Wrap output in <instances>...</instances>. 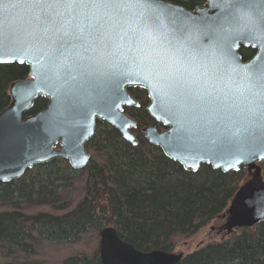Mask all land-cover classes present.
Returning a JSON list of instances; mask_svg holds the SVG:
<instances>
[{"label":"water","instance_id":"water-1","mask_svg":"<svg viewBox=\"0 0 264 264\" xmlns=\"http://www.w3.org/2000/svg\"><path fill=\"white\" fill-rule=\"evenodd\" d=\"M156 2L161 6L157 14L167 17L165 31L180 30L210 50L203 66L197 61L190 65L194 73L190 78L200 81L193 88L202 96L195 104L173 87L176 69L188 65L177 64L175 57L156 45L137 52L134 62L127 51V38L120 40L148 14L144 9L93 10L96 18L108 21L112 43L107 49L97 46L95 51L72 49L60 57L53 52L55 28L62 23L72 27L84 17L74 19L65 8L47 10L59 21L52 26L41 23L45 11L32 0H0V33H14L23 41L9 42L0 49V64L29 67L28 77L10 83L11 103L0 112V183L21 179L34 166L58 158L68 160L77 170L87 167L91 154L86 144L95 135L98 120L110 123L137 145L133 129L138 122L125 108L139 105L130 89L143 88L150 99L149 113L163 127L150 124L142 131L165 155L193 171L203 164L224 172L242 166L247 169L250 177L231 200L218 233L226 237L241 228H255L264 221V120L254 115L257 107L252 101L258 98L251 95L245 73L264 65V26L249 24V17L257 16L260 9L231 7L228 0H205L194 9L168 0ZM239 2L259 4L261 0ZM116 44L123 45L119 49L123 55L105 54ZM242 48L255 53L245 60ZM82 57H92L103 71L82 74L76 62L92 63ZM125 57H129L126 62ZM116 60L119 64L113 68ZM161 69L173 75L161 79L157 75ZM39 97L48 100L47 106L24 117ZM100 255L103 264H177L184 252H144L124 241L116 227L106 226L101 230Z\"/></svg>","mask_w":264,"mask_h":264},{"label":"trees","instance_id":"trees-1","mask_svg":"<svg viewBox=\"0 0 264 264\" xmlns=\"http://www.w3.org/2000/svg\"><path fill=\"white\" fill-rule=\"evenodd\" d=\"M169 1L187 8L202 3ZM241 53L248 59L254 51L242 48ZM28 74L25 64H0V112L9 103L10 83ZM130 93L139 102L125 108L138 122L133 129L137 145L98 121L87 144V167L77 170L68 160L57 159L19 180L0 183V264H103L100 241L106 226L116 227L138 250L176 252L181 239L222 223L250 177L247 169L224 172L210 164L198 171L184 168L142 131L150 124L163 127L147 109V91L131 88ZM46 105L40 98L31 112ZM223 237L201 243L177 264H264V221Z\"/></svg>","mask_w":264,"mask_h":264},{"label":"snow or ice","instance_id":"snow-or-ice-1","mask_svg":"<svg viewBox=\"0 0 264 264\" xmlns=\"http://www.w3.org/2000/svg\"><path fill=\"white\" fill-rule=\"evenodd\" d=\"M32 3L35 7L45 11L43 19L38 17V19H41V23L44 24L56 26L59 23L57 16L47 10H58L60 8H65L70 14H74V19L84 17L87 20V23H85L84 19H81L79 23L72 27H68L67 23H62L60 27L55 28V39L52 41L55 45L53 52L54 54L59 53L60 57H65L66 53H69L72 49H83L84 52L95 51L97 46L102 45L107 49L109 44L112 43L109 38L108 21L104 20L103 17L96 18L93 10L114 9L125 12L130 8L144 9L148 14L140 17V23L137 27L130 29L129 32H125L120 37V40L127 38L129 42L130 46L127 51L132 53L130 58L134 62L138 60L136 53L143 51L145 46L156 45L162 48L165 53L176 58L177 64L188 65L183 67L182 70L181 68L176 69L178 75L174 78L173 87L176 88L178 94L193 104L202 99L201 94L193 88V86L199 87L200 81L199 77L190 78L194 77V73L190 71V65L191 62L197 61L203 66V61L210 55V50L202 45L198 46L194 39L191 37L186 38L180 30L165 31L167 17L162 19L157 14L161 6L156 0H32ZM228 4L237 8H259L260 11L257 16L249 17V24L252 27L264 26V0H261L259 4H242L239 0H228ZM9 42L13 44L23 43L20 37L14 33H0V49H4ZM122 47V44H116L113 51L105 54L112 57L123 55L119 52ZM76 55H80L79 51L76 52ZM82 59L92 61V63L87 64L76 62L82 74L92 75L95 72L103 71L92 57H82ZM127 59L129 57H125V62ZM118 64L119 60H116L113 62L112 67L116 68ZM65 67H68L69 71H71L70 65H65ZM120 71L123 74V68ZM157 75L161 79H165L173 74L171 71L165 73L161 69V72L157 73ZM245 78L249 81L251 95L258 98V100L252 101L257 107L254 115L264 120V65L258 66L250 72L246 70Z\"/></svg>","mask_w":264,"mask_h":264},{"label":"rangeland","instance_id":"rangeland-1","mask_svg":"<svg viewBox=\"0 0 264 264\" xmlns=\"http://www.w3.org/2000/svg\"><path fill=\"white\" fill-rule=\"evenodd\" d=\"M219 225H221V223L219 222L212 223L211 225L201 229L195 235L188 237V238L181 239V242L177 246L176 253H179V252L188 253L194 250L195 248H197V246H199L201 243L206 242L209 239H212V238L216 239L222 236L218 233ZM86 240H89V238Z\"/></svg>","mask_w":264,"mask_h":264},{"label":"flooded vegetation","instance_id":"flooded-vegetation-1","mask_svg":"<svg viewBox=\"0 0 264 264\" xmlns=\"http://www.w3.org/2000/svg\"><path fill=\"white\" fill-rule=\"evenodd\" d=\"M168 1H169V0H168ZM172 2H173V1H172ZM175 3H176V2H175ZM204 3H205V0H202V3H199V4L196 5L195 7H193V8H189V9H194V8H196V7H198V6H202ZM179 4H180V3H179ZM182 5H183V4H182ZM253 51H254V50H253ZM254 53H255V51H254ZM254 53H253V54H254ZM252 56H253V55H252ZM252 56H251V57H252ZM248 59H249V58H248ZM245 60H247V59H245ZM11 64H13V63H11ZM28 75H29V74H28ZM28 75H27L26 77H28ZM26 77H25V78H26ZM23 79H24V78H23ZM17 80H18V79H17ZM12 82H13V81H12ZM9 86H10V85H9ZM8 95H9V98H10V99H9V103H8V105H9V104L11 103V97H10V94H9V88H8ZM40 98H44V97H39L38 99H40ZM38 99H37V100H38ZM44 99H46V98H44ZM37 100H36V101H37ZM46 100H47V99H46ZM149 100H150V99H149ZM36 101H35V103H36ZM149 102H150V101H149ZM35 103H34V106H35ZM47 104H48V100H47ZM8 105H7V106H8ZM7 106H6V107H7ZM34 106H33L28 112H26V114H25L24 117H27V116H29V115L36 114L37 112H39V111H41L42 109H44L47 105H46L44 108H42L41 110L37 111V112H31L32 109L34 108ZM138 106H139V105H138ZM4 109H5V108H4ZM2 111H3V110H2ZM98 121H102V120H98ZM105 122H106V121H105ZM97 123H98V122H97ZM107 123H108V122H107ZM109 124H110V123H109ZM161 128H162V127H161ZM96 130H97V128H96ZM92 138H93V137H92ZM92 138H91V139H92ZM91 139H90V140H91ZM90 140H89V141H90ZM89 141H88V143H89ZM88 143H87V144H88ZM87 144H86V148H87ZM57 147L59 148V145H58ZM88 152H89V151H88ZM89 153H90V152H89ZM90 154H91V153H90ZM58 159H61V158H58ZM55 160H57V159H55ZM55 160H53V161H51V162H49V163H52V162H54ZM49 163H46V164H49ZM39 165H41V164H38V165L34 166V168H32V169H35V168H36L37 166H39ZM32 169H29V170H32ZM29 170H27V172H28ZM27 172H26V173H27ZM26 173H25V174H26ZM24 176H25V175H24ZM24 176H23V177H24ZM18 180H19V179H18ZM14 181H16V180H14ZM6 183H7V182H6ZM220 235H221V234H220ZM222 235H223V234H222Z\"/></svg>","mask_w":264,"mask_h":264}]
</instances>
